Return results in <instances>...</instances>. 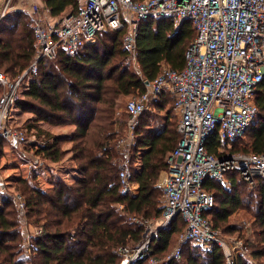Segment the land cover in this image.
I'll list each match as a JSON object with an SVG mask.
<instances>
[{
	"label": "trees",
	"instance_id": "trees-1",
	"mask_svg": "<svg viewBox=\"0 0 264 264\" xmlns=\"http://www.w3.org/2000/svg\"><path fill=\"white\" fill-rule=\"evenodd\" d=\"M80 1L43 0V3L49 9V17L56 19L69 6L77 10ZM127 31V28L105 30L95 43L78 52L60 50L57 58L42 59L37 71L31 72L17 107L35 113L30 127L44 138L30 145L37 155L60 162L67 154L64 143L71 141V160L82 176L73 184L59 179L50 190L31 180L21 181L24 187L20 190L26 201L24 216L43 229L29 243L21 231V212L13 215L8 209L10 197L0 194V264L29 261L33 264H120L119 247H135L145 239V226L129 221L127 216L161 218L164 192L159 179L168 168V156L180 139L174 113L175 109L180 117L176 96L165 90L138 118L131 162L133 180L139 184L137 196L121 192L119 172L124 155L116 148L120 134L116 129L117 125L123 127V121L116 115L117 99L144 92L147 83L164 66L184 69L186 52L196 39L197 29L189 20L178 30L167 18L141 21L137 37L140 72L127 63L131 57L124 43ZM36 47L27 8L10 5L0 19V70L17 79L31 64ZM255 102L259 117L243 137L233 141L232 152L264 154V79L256 88ZM39 121L72 124L75 130L70 136L62 137L38 126ZM244 139L249 140L239 145ZM1 142L7 141L0 137V156L4 150ZM218 145L216 132L209 139L208 150L217 153ZM119 154L120 162L116 161ZM227 176L231 180L228 187L210 176L203 184L215 198L214 205L204 215L214 227L224 231L232 229L223 224L245 204L240 187L247 181L236 170L228 171ZM256 179L261 185V207L255 220L259 230L256 241L247 243L257 264H264V177ZM184 228L182 216L161 228L151 242V253L165 258ZM24 251L34 254L33 257L26 261L19 258ZM37 255L40 260H35ZM163 264L226 263L220 247L203 250L186 242L179 259L172 257ZM236 264L249 262L240 257Z\"/></svg>",
	"mask_w": 264,
	"mask_h": 264
},
{
	"label": "built area",
	"instance_id": "built-area-1",
	"mask_svg": "<svg viewBox=\"0 0 264 264\" xmlns=\"http://www.w3.org/2000/svg\"><path fill=\"white\" fill-rule=\"evenodd\" d=\"M13 2L6 1L0 19ZM19 2L27 4L26 0ZM68 8L51 19L43 0L29 3L27 10L37 47L31 64L17 79L12 80L0 71V85L4 86L0 95V137L19 144L28 141L26 129L11 125L10 120L21 97V83L27 80L25 89L31 72L37 71L42 59H55L60 50L78 52L95 43L105 30L127 28L124 43L138 63L141 21L167 18L175 30L191 21L197 36L186 52V67L176 70L164 66L147 83L146 90L126 105L130 119L125 135L116 144L124 155L119 172L123 194L135 195L139 185L131 171L138 118L165 90L176 96L180 139L168 156L162 216L156 219L157 226L142 243L119 247L120 264H163L172 257L179 259L186 242L203 250L220 247L225 263L236 264L240 257L250 254V247L242 240H228L204 215L215 198L203 184L210 176L228 187L231 180L227 172L231 170L239 171L251 183L264 177V154L231 151L233 141L243 137L259 117L255 97L256 88L264 79V0H81L77 10L73 6ZM216 132L219 145L217 153H211L208 143ZM16 200L25 210V199L18 195ZM178 216L185 220V228L174 249L161 259L151 253V242L161 228L172 224ZM131 219L145 226L146 237L149 219L134 215ZM42 233V226L32 227L27 239L31 241L34 235Z\"/></svg>",
	"mask_w": 264,
	"mask_h": 264
},
{
	"label": "rangeland",
	"instance_id": "rangeland-1",
	"mask_svg": "<svg viewBox=\"0 0 264 264\" xmlns=\"http://www.w3.org/2000/svg\"><path fill=\"white\" fill-rule=\"evenodd\" d=\"M6 1L7 0H0V12L3 11ZM13 1L14 2L12 3V6H15V4L22 5V3L19 2V0H13ZM25 3H28V1L26 0ZM103 34L104 33H102L100 37L103 36ZM127 63L130 64V67L132 69L140 72V66L138 63L135 62L132 56L127 61ZM1 72L6 74L3 71ZM6 75L10 77L8 74ZM26 81L27 80L25 79L21 83L20 98L24 97L23 91ZM3 91H4V86L0 85V95L3 93ZM137 95L138 94H132L129 96H120L117 99L118 111L116 115L118 118H120V120L123 121V127L117 125V129H116L120 133L119 134L120 136L125 135L126 124L129 122L130 119V116L126 112L127 102L130 99L135 98ZM32 113L33 112L30 110L19 109L17 108L16 105L12 113L13 115L11 117L10 124L16 127H20L22 129H26L28 141L23 144L13 143L8 141L1 142V145L2 147H4V150L2 151V154L0 156V194H6L10 197L11 201L9 202V206H8L9 208L8 207L7 208L11 210L13 215H17V212L18 213L21 212L22 215V219L20 217L22 221L21 231L24 237L26 238V243L31 242L28 241L27 234L32 230V227L34 228L35 226H41V225H39L38 223L32 224L31 222H29L24 216L25 210L21 209L17 204L16 198L18 195L22 196L23 198L25 197L23 190H20L21 188L24 187V184L21 181L23 179L31 180V182L33 183L36 182L37 184L41 185L44 189L50 190L54 187L55 182L58 181L59 179L67 183L70 182L69 184H72L75 181L74 178L76 174H79L78 176L82 175V172L79 169H77L76 166H74V162L71 160V157L73 156V153H71L72 151L70 148L72 146L71 141L64 143V148L68 147L70 149H66L67 154L60 162H54L52 160L37 155L35 149L31 147L30 143L34 141H38V142L43 141L44 135L37 136L36 133L37 131L34 128L30 127V125L34 123V120H32L30 117ZM174 113H175V120L177 121L178 124L180 121V117L179 115H177L175 109H174ZM38 126H41L42 128L46 130H50L51 132L54 133L62 134V132H64L67 133L68 136H70V133L73 132V128H74V126L70 124L63 125L60 123H55L54 125H51L50 123H42L41 125L39 124ZM119 135L117 137V140L119 138ZM247 140L249 139H244L238 143L239 145H241L243 142H246ZM5 147L7 151H5ZM120 154L117 157L119 160H116L118 162H120L122 158ZM74 170H77L80 173H76V171ZM161 188L162 191L164 192L163 184H161ZM240 188H242V192L244 194L245 204L243 205V207H241L232 215V217L230 218L227 224H223L224 227L230 225L232 229H230V231H224L223 228L220 229L223 231L224 236H226L228 240L238 239V240H242L245 243L255 242L256 241L255 234L256 232H258L257 230H259V226L255 223V220L257 215L259 214V208L261 207L260 205L261 185L258 183L257 179H255L253 183L247 180L246 183L243 184L242 187ZM127 217L129 221H133L131 219V216H127ZM157 224H158V220L154 218L149 219L150 228L148 235L145 237L146 239L150 237L151 233L153 232ZM33 255L34 254L32 253H30L29 255L27 251H24L23 253H20L18 256H20L19 258L23 256L21 259L24 260L25 258L26 261L31 256L33 257ZM251 255L252 253L250 250V254H246V256H244V258L248 260L249 264L255 263L254 260L255 258L251 257ZM34 258L35 260H40L38 255L37 257ZM160 258L163 259L164 257H160ZM29 262H27V264Z\"/></svg>",
	"mask_w": 264,
	"mask_h": 264
},
{
	"label": "crops",
	"instance_id": "crops-1",
	"mask_svg": "<svg viewBox=\"0 0 264 264\" xmlns=\"http://www.w3.org/2000/svg\"><path fill=\"white\" fill-rule=\"evenodd\" d=\"M27 1H28V3L26 4L27 6H26V5H23V4H22V5H20V4H15V6H16L17 8H21V7H25V8L27 7V8H29V3H31L33 0H27ZM18 6H19V7H18ZM17 108H18V107H17ZM30 117H31L32 120H35V118H36L35 113H32ZM42 123H49V122H46V121H39V122H38V125H39V124L41 125ZM50 124H51V125H54V124H52V123H50ZM63 125H65V124H63ZM70 125H72V124H70ZM72 126H74V125H72ZM126 126H127V124H126ZM74 130H75V126H74V128H73V131H74ZM72 133H73V132H71L70 135H71ZM55 134H57V135H59V136H62V137L68 136L67 133H64V132H62L63 135L60 134V133H55ZM68 142H69V141H68ZM71 147H72V146H71ZM71 147H70V148H71ZM70 148L67 147V148H65V149H70ZM5 151H7V150H6V147H5ZM71 153H72V152H71ZM74 171H76V173H80V172H78L77 170H74ZM78 175H79V174H76V176H75V178H74L75 181H76L77 178H79V177L82 176V175H81V176H78ZM164 176H165V170L162 171L161 176H160V179H159V185H160V186H161V184H163V178H164ZM76 177H77V178H76ZM58 178H60V177H58ZM57 180H58V179H57ZM67 181H68V180H67ZM75 181H74V182H75ZM56 182H57V181H56ZM56 182H55V183H56ZM74 182H73V183H74ZM66 183H67V182H66ZM69 183H70V182H69ZM69 183H67V184H69ZM73 183H72V184H73ZM54 186H55V184H54ZM138 194H139V185L137 186L135 196H137ZM251 257L255 258L253 255H251ZM254 260H255V263H251V264H257V260H256V258H255Z\"/></svg>",
	"mask_w": 264,
	"mask_h": 264
}]
</instances>
